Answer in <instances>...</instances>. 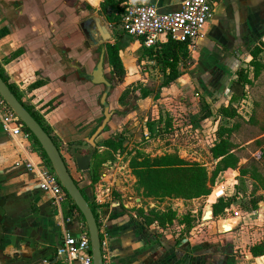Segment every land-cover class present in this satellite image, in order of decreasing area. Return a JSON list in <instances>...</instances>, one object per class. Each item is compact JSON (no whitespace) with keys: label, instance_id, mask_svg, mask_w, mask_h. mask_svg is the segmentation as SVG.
<instances>
[{"label":"crops","instance_id":"crops-1","mask_svg":"<svg viewBox=\"0 0 264 264\" xmlns=\"http://www.w3.org/2000/svg\"><path fill=\"white\" fill-rule=\"evenodd\" d=\"M103 1L0 0V69L23 104L49 128L71 176L89 204L96 206L103 254L109 256L113 264H264V256L255 257L250 249L243 256L237 255L235 225L232 231L220 233L217 223L224 220L215 222L212 215L211 220L199 221L200 213L205 216L209 196L205 197L206 203L189 211L193 223L197 219V225L189 232L185 223L179 221L166 227L146 225L138 215L139 210L165 211L172 207L158 208L154 203L158 200L145 197L143 191L137 189L136 178L129 167L136 151L132 155L126 152L128 140L117 135L119 129L111 127L116 118L124 121L128 119L125 115L131 113L132 117L145 120L146 139H149L148 134L150 139L161 138L164 128L172 123V113H185L186 106L173 108L168 103L169 110H164V105L155 104L157 115L150 117L155 101L166 103L172 100L169 93H180L181 88L205 83L214 87L215 79L236 75L242 57L247 55L251 61L252 49L264 43V0L214 1V16L205 26L203 37L194 46H188L192 63L188 67L183 61L179 63L180 76L167 87L163 82L169 69L157 63L150 51H157L169 38L155 49H146L141 40L120 34L122 38L116 44L126 76L137 73L141 77V74L121 53L130 49L135 59H140V52L144 51L149 63L155 65L161 75V89L155 92L144 85L132 94L131 105L122 106L119 99L127 88L117 87L116 115L106 131L96 138L97 151L89 171L84 173L77 170L69 149L90 138L104 118L101 90L83 80L77 67H84L93 57L85 40L75 35V29L92 15H99L108 27L110 23L100 13ZM136 1L151 3L161 12H174L184 0ZM261 56L264 57V52ZM145 75L149 80L154 76ZM37 82L41 85L34 87ZM142 89L149 92L147 98L141 97ZM175 121L176 118L173 123ZM25 134L13 137L0 126V264H78L60 257L58 249L64 245L67 234H80L85 226L83 219L79 212L71 210L69 199L61 206L54 205L50 195L39 189L40 180L26 170L27 162L51 168ZM111 138L123 140V148L113 151L101 146ZM151 156L161 155L153 153ZM229 171L233 176L240 175L238 171ZM214 204L210 206L212 209ZM172 209L179 220L188 214Z\"/></svg>","mask_w":264,"mask_h":264},{"label":"rangeland","instance_id":"rangeland-1","mask_svg":"<svg viewBox=\"0 0 264 264\" xmlns=\"http://www.w3.org/2000/svg\"><path fill=\"white\" fill-rule=\"evenodd\" d=\"M103 17L105 20V16ZM120 34L123 33L114 30V41L111 43H117L121 37ZM140 53V59H135L134 52L130 49L121 53L129 61L133 62L134 67L139 70L141 77H138L137 73H131L126 76L124 85L123 83L114 85L115 90L111 97L112 108L117 106L118 86L122 85L123 87L121 88H143L145 85L155 92L161 89V75H159L156 66L149 63L146 52ZM93 59V63L95 64L97 60L96 53H94ZM249 61L250 57L244 55L239 62V68L247 67ZM261 61L264 64V57H261ZM147 73L154 75L150 76L151 80L145 75ZM106 74L108 77L111 76L108 70ZM249 76L252 84L246 87L242 97H237L233 102L231 101L233 94L230 91V84L231 81L233 82L237 79L235 74H231V76L225 75L221 80L215 79L217 85L214 84V87L207 85V83L203 86L193 84L194 87L181 88L180 93H169L168 97L172 98L169 102L159 103L155 101L153 109L149 113L150 117L157 115V109L154 108L155 104L164 105V110H169L166 107L169 104L173 108L181 105L186 106L185 113L181 112L180 115L172 113L174 117L170 124L171 129L168 128L161 138L150 139L151 136L147 133L149 139H146L145 120H141L140 117H132L131 113L125 115L128 118L127 120L118 121L116 118L111 127L119 129L116 132L117 135H121L128 140V147L125 148V151L131 155L135 151L136 153L143 152L150 155L153 153L163 155L176 152L187 161L204 165L207 167L209 173H211L216 163L213 161L210 148H212L216 139L215 132L217 128L219 126H236L232 140L240 148L241 155L243 156L240 165L248 164L252 159L260 160L255 157L257 152H261V149L258 151L260 147L255 142L263 137L262 133L264 132V70L260 77L255 79L253 71L250 69ZM146 80L148 81L146 82ZM229 104H232L238 112V117L234 120L218 115L219 108L228 106ZM175 118L176 121L173 123ZM123 161L125 162V160ZM257 167L259 173L264 178V162H259ZM233 179L236 182L229 184L228 181ZM220 188L225 191L224 197L236 196V201L230 213L231 217L228 218L231 220H226L224 217L215 218V222L224 220L219 224L217 223V228H220L222 231L220 233L232 231L234 225L237 227L234 232L238 256H243L245 251H248L253 246H264V184L255 181L251 175H247L246 177H242L241 175L233 176L232 171H229L228 174H221L218 177L211 194ZM206 201L207 198H200L194 203H190V201L185 202V200H164L154 203L158 208L171 206L177 212L187 211L189 214V211L199 207L201 203H206ZM255 201H258L256 205H254ZM202 218H204V213L202 215L200 213L199 221H202ZM195 220L196 222L193 224L197 225V219ZM173 228V230L179 232V229Z\"/></svg>","mask_w":264,"mask_h":264},{"label":"trees","instance_id":"trees-1","mask_svg":"<svg viewBox=\"0 0 264 264\" xmlns=\"http://www.w3.org/2000/svg\"><path fill=\"white\" fill-rule=\"evenodd\" d=\"M214 1L216 0H213V2ZM126 2L127 0H104L101 3L100 13L105 16V19L108 23L116 24L119 22L121 15L125 11ZM121 38L122 37H120V39ZM189 44V41L176 42L172 39H169L165 44H162L157 51H150V55L156 59L157 63H160L163 68L169 69V73L165 74V79L163 82L164 87L169 86L172 82L179 78V63L183 61L185 67H188L189 64L192 63L191 54L188 49ZM263 52L264 43H260L250 52L252 59L248 63V66L239 68L237 70V79L233 81L230 87L233 93L231 99L232 102L235 101L237 97H242L245 93L246 87L252 84V80L249 76L250 69H252L255 79L260 77L262 71L264 70V64H262L261 61V55ZM107 62L112 69V80L115 82V84L123 83L126 77V70L122 63L119 48L116 43H110L108 46ZM0 75L9 85L17 98L21 101L18 92L14 86L9 83L8 78L4 76L1 69ZM39 85H41V82H37L33 86L37 87ZM137 89L138 88L134 87L127 88L120 96V105L129 106L131 103L129 102V99L132 98V94H134ZM148 96L149 92H147L146 89H142L141 97L147 98ZM21 103L23 104L22 101ZM24 106L40 123V125L49 134L58 147V144L52 137L49 128L43 123L41 118L33 113L26 105ZM218 115L226 119L234 120L238 117V112L236 108L232 106V104H229L228 106L220 107L218 110ZM168 128H170V126L164 128L165 133L167 132ZM151 130L153 133L155 132V128L152 127ZM235 130L236 126H219L217 128L215 132L216 139L212 148H210L213 161L216 162L211 173H209L207 167L204 165H201L197 162L187 161L181 158L178 153L151 156L143 152H137L131 157L129 162L131 172L136 178L137 189L142 190L145 197L153 198L158 201H164L166 199H183L190 201L209 196L206 210H209L211 208L210 206L214 204L220 197L218 202L213 206V216L215 218L224 217V219H228L231 217L230 213L232 212L233 205L236 201V196L222 197L225 195V191L222 188L211 194L212 188L221 174L229 170H234L238 171L242 177L251 175L255 181L264 184V178L259 173L257 167L259 162H264V132L262 133L263 137L256 140L255 142V144L260 147L258 148V151L261 149L262 152L260 160L252 159L248 164L240 165V161L243 156L241 155L240 148L232 140V135ZM24 132L28 134L30 139L33 141L34 146L40 151L43 159L51 168V172L54 173L51 163L38 140L25 126ZM123 142V140L111 138L107 141H104L101 146H105L111 148L113 151H116L123 148ZM228 183L234 184L235 181L229 180ZM82 193L86 198L83 191ZM67 196L72 205L71 210L79 212L83 219L84 225L87 227L83 215L68 194ZM257 202L258 201H255L254 205H256ZM90 207L99 225V215L96 206L90 204ZM138 215L148 226L157 224L161 227H166L167 225H173L174 221H179L180 223H185L186 230L188 232L194 227L193 219L189 216V214L184 215L182 219L179 220L176 211H174L172 208H166L165 211L151 209L148 210V212H145L144 210H139ZM210 217L211 214L208 213L205 221L210 219ZM250 251L255 257L264 256V246L262 245L253 246Z\"/></svg>","mask_w":264,"mask_h":264},{"label":"built area","instance_id":"built-area-1","mask_svg":"<svg viewBox=\"0 0 264 264\" xmlns=\"http://www.w3.org/2000/svg\"><path fill=\"white\" fill-rule=\"evenodd\" d=\"M213 16V0H184L174 12H161L151 3L127 0L119 22L109 24L108 27L112 33L117 30L133 39L141 40L146 49L157 48L167 38L177 42L189 41L194 46L203 37V30ZM0 126L4 133L13 137L25 134L23 123L1 94ZM255 156L260 159L262 152H257ZM25 167L40 180L39 189L50 195L54 205L61 206L68 200L67 193L55 173L33 162H27ZM58 255L68 262L94 264L88 228L82 226L78 236L67 234L64 245L58 249ZM103 260L104 264H113L107 255L103 254Z\"/></svg>","mask_w":264,"mask_h":264},{"label":"water","instance_id":"water-1","mask_svg":"<svg viewBox=\"0 0 264 264\" xmlns=\"http://www.w3.org/2000/svg\"><path fill=\"white\" fill-rule=\"evenodd\" d=\"M88 20V27H86L84 24L81 25L88 43L92 47L101 46L103 48L100 60L89 78L92 84H105L106 91L100 98V105L103 107L104 115L102 124L97 128V130L90 138H87L81 144H73L69 149L70 156L73 159L77 170L84 173L89 171L93 156L97 151V144L95 140L100 134L106 131L107 125L111 120L113 114L110 111V106L107 102L111 83L105 79L103 74L104 62L106 60L105 46L113 42V34L99 15H92ZM81 75L83 76L84 74L82 73ZM0 94L6 101V103L10 106V108L14 111V113L18 116L23 125L40 143L42 149L46 153L51 163V166L59 182L85 219L90 234L94 264H104L102 242L98 222L90 207L89 202L84 197L81 188L76 184L74 178L71 176L69 166L67 165V162L63 158L58 147L49 136V134L43 129L40 123L17 98V96L14 94L5 80L1 77V75ZM208 213L211 214V217L208 220H211L213 215L212 207L205 212L204 219L206 218Z\"/></svg>","mask_w":264,"mask_h":264},{"label":"flooded vegetation","instance_id":"flooded-vegetation-1","mask_svg":"<svg viewBox=\"0 0 264 264\" xmlns=\"http://www.w3.org/2000/svg\"><path fill=\"white\" fill-rule=\"evenodd\" d=\"M91 17V16H90ZM89 17V18H90ZM88 18V19H89ZM78 22H76L75 24H77ZM82 24H84L86 27H88V25H89V20H86V22H84V23H82ZM82 24H77L76 25V29H75V35L77 36V37H80L81 39H82V41H84L85 40V42H86V46H87V44L89 45V47H90V49H91V54H92V57L94 56V53H96L97 54V60H96V63L94 64L93 62H94V59L92 60V61H90V62H86L85 63V66L83 67V66H81V65H78L77 67L80 69L79 71H80V76L83 78V80H85V81H88V82H90L91 84H92V82H91V80H90V76H91V74H92V72H93V70L95 69V67L97 66V64H98V62H99V60H100V57H101V55H102V47L101 46H95V47H92V46H90V44L88 43V41H87V39H86V37H85V35H84V32H83V30H82V27H81V25ZM108 46H109V44H107L106 46H105V51H106V60H105V62H104V70H103V74H104V77H105V79L106 80H108L110 83H111V88H110V90H109V95H108V97H107V102H108V104H109V106H110V111L113 113L112 114V117L114 116V115H116V110H115V107L114 108H112L111 107V105H112V102H111V97L113 96V94H114V90H115V87H114V85H115V82L112 80V69H111V67L109 66V64H108V62H107V49H108ZM107 70L108 71H110V73H111V76L110 77H108L107 76ZM84 74L83 76L81 75V74ZM93 86H95V87H98L100 90H101V93H100V95L102 96V94L106 91V85L105 84H99V85H96V84H92ZM116 86V85H115ZM101 96H100V98H101ZM113 99H114V97H113ZM111 117V118H112ZM103 118H104V115H103ZM104 120V119H103Z\"/></svg>","mask_w":264,"mask_h":264}]
</instances>
